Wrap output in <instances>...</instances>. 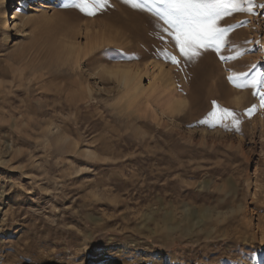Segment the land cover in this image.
<instances>
[{"label": "rangeland", "instance_id": "rangeland-1", "mask_svg": "<svg viewBox=\"0 0 264 264\" xmlns=\"http://www.w3.org/2000/svg\"><path fill=\"white\" fill-rule=\"evenodd\" d=\"M68 2L0 4V264H264V107L228 80L264 75V0L221 20L219 55L180 66L151 13ZM67 35L90 53L75 62ZM214 100L239 131L198 124Z\"/></svg>", "mask_w": 264, "mask_h": 264}, {"label": "snow or ice", "instance_id": "snow-or-ice-1", "mask_svg": "<svg viewBox=\"0 0 264 264\" xmlns=\"http://www.w3.org/2000/svg\"><path fill=\"white\" fill-rule=\"evenodd\" d=\"M123 3L152 14L155 18L153 28L157 37L161 41H165L167 37V42L176 50L174 54L164 48L160 50V54L165 61L177 66L181 65V60L185 64L194 62L204 51L212 50L219 55L228 45L227 36L231 29V26H221V20L233 13L253 12V0H123ZM70 6L79 9L87 16H95L109 6V0H69L62 5L65 8ZM259 7L264 8V4ZM255 44L259 45V41ZM242 54L237 51L234 56H220V58L234 60ZM247 75L246 72L230 75L228 80L239 89L249 87L254 89L253 95L259 96L260 106L264 107V90L260 87L264 84V75L246 79ZM212 104L213 110L199 120L198 124L212 128L234 127L239 131L241 124L239 114L228 108L219 107L215 100ZM255 107L256 105H253L252 108L247 109V114L251 115ZM230 264H243V262L238 260Z\"/></svg>", "mask_w": 264, "mask_h": 264}, {"label": "bare ground", "instance_id": "bare-ground-1", "mask_svg": "<svg viewBox=\"0 0 264 264\" xmlns=\"http://www.w3.org/2000/svg\"><path fill=\"white\" fill-rule=\"evenodd\" d=\"M8 1H10V0H0V4H2L1 17H4V18L8 17V15H7V12L9 9L8 8V6H9ZM53 18L54 17H52V16L50 17L47 15H44L41 19H39L38 22L41 25H47L48 23H50V21L53 20ZM6 26L9 27L7 21H6ZM64 37H65L64 38L65 40L63 41V44L65 45V51L67 52V55L70 58L75 59V62H78L82 58H85V56H87L90 53V50L93 48L92 46H90V44L81 45V44L75 43L73 41L74 36H72V35H67ZM104 71L107 72L110 76L117 78L124 85H127L128 82H130L129 78L132 75L131 70H129L127 68L123 69L122 67L120 68L118 66L115 67V65L112 66V68H106L105 67ZM138 74L139 73H137L135 76L137 77ZM135 76L132 77L133 80L136 78ZM187 101L188 100L180 99V98L175 99L174 101H172V103L170 101L169 105H171L170 106L171 107V113H173V114L174 113H180L183 110V108L187 105ZM162 112L165 114L168 113L167 111H165L163 109H162ZM167 115L170 116V114H167ZM170 117L173 119V116H170ZM260 227L259 228H260V232H261V236H262V241L264 242V226H260Z\"/></svg>", "mask_w": 264, "mask_h": 264}]
</instances>
